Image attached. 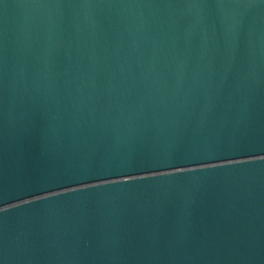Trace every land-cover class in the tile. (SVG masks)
I'll list each match as a JSON object with an SVG mask.
<instances>
[{
	"label": "water",
	"instance_id": "obj_1",
	"mask_svg": "<svg viewBox=\"0 0 264 264\" xmlns=\"http://www.w3.org/2000/svg\"><path fill=\"white\" fill-rule=\"evenodd\" d=\"M0 264H264V0H0Z\"/></svg>",
	"mask_w": 264,
	"mask_h": 264
}]
</instances>
